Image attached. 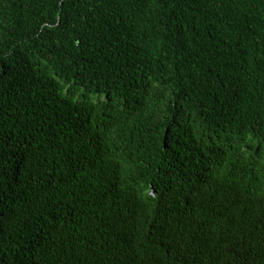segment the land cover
<instances>
[{"label": "trees", "instance_id": "obj_1", "mask_svg": "<svg viewBox=\"0 0 264 264\" xmlns=\"http://www.w3.org/2000/svg\"><path fill=\"white\" fill-rule=\"evenodd\" d=\"M0 264H264V0H0Z\"/></svg>", "mask_w": 264, "mask_h": 264}]
</instances>
